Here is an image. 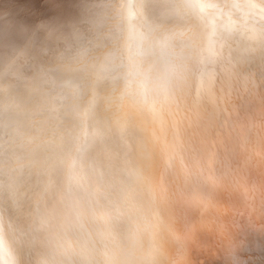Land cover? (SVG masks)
I'll return each instance as SVG.
<instances>
[{
    "label": "clouds",
    "instance_id": "clouds-1",
    "mask_svg": "<svg viewBox=\"0 0 264 264\" xmlns=\"http://www.w3.org/2000/svg\"><path fill=\"white\" fill-rule=\"evenodd\" d=\"M0 264H264V0H0Z\"/></svg>",
    "mask_w": 264,
    "mask_h": 264
}]
</instances>
